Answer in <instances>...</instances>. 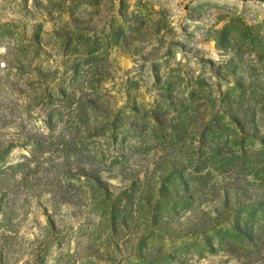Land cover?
I'll use <instances>...</instances> for the list:
<instances>
[{"label":"rangeland","instance_id":"1","mask_svg":"<svg viewBox=\"0 0 264 264\" xmlns=\"http://www.w3.org/2000/svg\"><path fill=\"white\" fill-rule=\"evenodd\" d=\"M237 82L249 84L248 97L264 95V2L0 0V253L5 264H264V247L260 252L245 248L229 225L204 236L187 235L195 228L184 225L173 229L189 213L181 206L179 217L162 232L148 223L147 212L140 213V223L133 213L125 230L112 231L109 219L97 218L104 210L91 202L69 209L49 206L42 197L54 220L51 228L31 197L39 188L10 169L29 149L18 140L27 131L45 130L51 119L55 124L61 88L76 89V97L78 91L94 96L100 108L113 113L138 108L142 116L156 111L157 95L166 85L181 97L196 84L218 85L204 87L200 97L209 91L226 97L243 93L233 90ZM47 95L54 97L48 101Z\"/></svg>","mask_w":264,"mask_h":264},{"label":"trees","instance_id":"2","mask_svg":"<svg viewBox=\"0 0 264 264\" xmlns=\"http://www.w3.org/2000/svg\"><path fill=\"white\" fill-rule=\"evenodd\" d=\"M191 87L193 92L182 97L169 85L162 87L156 111L142 116L138 108L127 113L102 109L98 99L83 91L76 97V89L57 90L55 124L51 119L45 130L27 131L18 141L29 146L28 152L19 165L10 166L27 185L39 188L31 197L47 214L48 226H54L49 206L70 209L91 202L104 210L97 218L109 219L112 231L125 230L133 213L140 223V213L147 212L148 223L162 232L179 217L181 206L189 213L173 229L184 225L195 228L187 235L204 236V231L229 225L245 248L260 252L264 95L248 97L250 86L245 82L233 84V90L243 93L226 97L220 91L200 97L204 87L218 85ZM47 97L50 101L54 95ZM42 197L49 206L42 205ZM227 215L232 218L223 219ZM210 220L215 223L204 228ZM206 239L212 249V240ZM4 260L2 251L0 264Z\"/></svg>","mask_w":264,"mask_h":264}]
</instances>
